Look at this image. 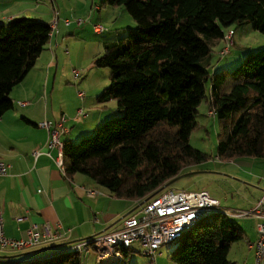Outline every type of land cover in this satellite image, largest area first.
Listing matches in <instances>:
<instances>
[{
	"label": "trees",
	"instance_id": "16d2710c",
	"mask_svg": "<svg viewBox=\"0 0 264 264\" xmlns=\"http://www.w3.org/2000/svg\"><path fill=\"white\" fill-rule=\"evenodd\" d=\"M100 6H123L137 23L94 59L95 66L110 69V83L97 100L115 99L122 115L105 120L91 136L64 142L68 177L87 175L114 196L141 202L166 190L185 167L209 158L190 144L208 90L220 125L217 158H264V48L233 70L210 74L202 64L212 52L210 42L235 23H252L264 34V0H101ZM51 35V24L38 18L0 21V116L14 106L12 89ZM232 218L207 214L178 240L170 259L238 264L228 254L245 232ZM130 252L122 249L123 263L137 264L129 262ZM0 264H82V254L68 247L32 261L0 258Z\"/></svg>",
	"mask_w": 264,
	"mask_h": 264
},
{
	"label": "crops",
	"instance_id": "0c3cea01",
	"mask_svg": "<svg viewBox=\"0 0 264 264\" xmlns=\"http://www.w3.org/2000/svg\"><path fill=\"white\" fill-rule=\"evenodd\" d=\"M100 2L101 0H66V12H64L58 0H50L51 6L47 14L49 19L42 16L37 18L50 23L54 18L53 6L56 5L55 7L60 11L56 27L58 33H52L35 66L12 89L10 97L14 106L0 116V159L9 164L8 174L0 177V201L5 234L15 239L26 238L34 225L42 226L45 223L60 227L63 232L62 238L55 241L43 240L33 249L22 251L0 249V258L6 261L19 263L48 257L63 251L74 242L114 230L120 227L125 216L134 212L140 202L114 196L108 188L99 185L87 175L77 173L70 178L64 174L56 160L58 149H51V155L46 153L48 132L38 125L43 120L56 121L65 116L67 118L65 124L70 128V132L63 134L61 140L75 143L85 137L84 135L93 134L105 119L110 117L108 115L117 112L115 99L105 103L97 100L103 88L110 83V72L104 70L100 76L97 71L91 72L93 68H97L94 59L104 52L105 44L125 36L135 27L136 21L123 6L101 7ZM5 4H0V21L9 22L13 18L27 16L22 13L6 15L8 8L3 7ZM25 5V8L29 7L26 3ZM82 7L92 16L98 11V20L108 25L107 33L97 40L88 38L84 31L85 24L89 20L95 22L90 19L92 18L89 17L90 15L85 18L86 22L81 26L65 24L64 17L66 19L75 15L76 9ZM98 20L96 23H101ZM93 22L91 25L94 34L102 35L95 33L96 23ZM125 22L127 26L124 24L118 26ZM72 26L74 29H71ZM81 27L83 29L78 35L84 43L74 56L67 57L63 46L71 39L70 36L75 35L76 28L81 29ZM210 43L212 52L202 60V64L210 74H213L225 69L218 58L225 41L221 38ZM78 58L81 60L76 61ZM77 63L86 73L79 70L78 76L75 73L74 76L78 79L82 75L83 80L74 82L68 78L65 80L66 72H70L67 69L68 65ZM210 87L211 82H209ZM79 91L85 92L84 98L79 96ZM20 101H26L27 104L22 106ZM208 104L209 98L207 106ZM79 108H83L88 116L77 121ZM210 111L211 108L208 106V117L215 121L217 116L210 114ZM200 114L199 111L197 119ZM35 149L43 151L37 159L32 154ZM214 161L218 164L227 163L224 169L227 173L240 175L241 172H245L251 177L247 178L249 181L264 187V158L243 157L225 162L215 158ZM202 164L193 165L190 168L192 173H198L197 170ZM244 167L245 171L242 170ZM258 185L253 187L262 192V188ZM89 189L98 190L100 194L90 197L87 193ZM257 203L253 204V207ZM20 216L23 219L19 220ZM252 219L257 222L255 218ZM252 237L249 236L251 251L245 263L254 261L252 244L257 240V229ZM92 251L84 258L87 259ZM118 264H124L123 260Z\"/></svg>",
	"mask_w": 264,
	"mask_h": 264
},
{
	"label": "built area",
	"instance_id": "2783aa9c",
	"mask_svg": "<svg viewBox=\"0 0 264 264\" xmlns=\"http://www.w3.org/2000/svg\"><path fill=\"white\" fill-rule=\"evenodd\" d=\"M54 18L50 22L52 33L57 27L60 11L53 6ZM67 26L75 24L81 26L86 19L81 17L73 20L64 19ZM102 23L94 24V31L102 34L107 31ZM235 30L228 28L224 31L223 40L225 45L219 51V58L229 54L235 46ZM76 76L79 71L74 70ZM79 96L84 98L85 92L79 91ZM20 105H26V101H20ZM210 114L216 115V111L211 109ZM88 113L79 108L76 120L80 121L87 117ZM67 118L62 116L59 120H43L38 123L48 132V141L46 144V153L51 155V149L57 148V163L66 174L64 164V142L61 140L63 134H68L70 128L66 126ZM42 149H35L33 156L37 159L42 154ZM9 164L0 159V177L8 174ZM90 197H96L100 194L98 190L89 189L87 191ZM264 198L259 201L255 207L250 210L226 209L221 205L219 199L213 197L208 191H190V190H169L166 189L157 195L150 197L148 200L140 201L133 213L124 217L120 227L97 234L91 238L74 242L69 249L88 255L90 251L97 252L98 264H118L122 259V249L133 250L135 245L141 248L142 253L150 258L151 264H156L157 256L162 253L160 250L163 246L178 241L183 234L192 229L203 217L215 211L223 212L233 218L252 217L257 220L256 229L258 233L257 240L252 244L254 248V261L252 263L242 264H264ZM23 219L22 216L18 218ZM63 232L60 227H54L49 223L42 226L34 225L28 232L26 238H10L5 234L3 208L0 201V249L22 251L33 249L43 240L55 241L62 238ZM111 251L117 260L111 263L101 262L105 253ZM122 261V260H121Z\"/></svg>",
	"mask_w": 264,
	"mask_h": 264
},
{
	"label": "rangeland",
	"instance_id": "374dc122",
	"mask_svg": "<svg viewBox=\"0 0 264 264\" xmlns=\"http://www.w3.org/2000/svg\"><path fill=\"white\" fill-rule=\"evenodd\" d=\"M55 1V0H54ZM61 3V10L66 12L65 3L66 0H58ZM3 7L8 8L6 15L9 14H26L27 17L37 18V16H42L45 19H49L47 16L50 9V0H0V4H4ZM25 3L29 5V7L25 8ZM56 6V5H55ZM1 8V5H0ZM54 8V7H53ZM56 8V7H55ZM57 9V8H56ZM59 10V9H58ZM54 11V10H53ZM30 15V16H29ZM90 15V16H89ZM36 16V17H34ZM72 16V17H71ZM67 18L69 19H77L81 17L82 19L86 17L90 18L93 21L87 22L83 27L84 31H86L87 37L91 39L97 40L98 37H102L107 33L104 31L102 35L97 36L93 32L92 22L96 23L98 20L99 14L98 11L95 14H89V11H86L84 7L76 9L75 15H71ZM128 18L131 17L128 15ZM41 19V18H40ZM65 19V17H64ZM88 19V18H87ZM1 20V19H0ZM53 20V19H52ZM50 20V22L52 21ZM132 20V19H131ZM103 25L108 28L107 24L104 21L98 20ZM97 21V22H98ZM124 22V21H123ZM92 24V25H91ZM127 26V23H120L118 26L123 25ZM137 25V23H136ZM135 25V27H136ZM83 27L76 28L75 35L70 36L68 43L64 44V52L67 54V57L74 56L80 47L83 45L84 40L78 35L79 31L83 29ZM134 27V28H135ZM235 29V41L236 44L232 48L231 52L226 56L220 58V64L224 66L225 69L233 70L237 66H239L245 57L249 54L256 53L257 51L264 48V34L254 29L252 23H235L232 26ZM133 28V27H132ZM71 29H74L72 26ZM226 28L225 30H227ZM54 34L58 33L56 29L53 31ZM96 35V36H95ZM220 55L218 54V58ZM70 59V58H68ZM81 60V58L76 59V61ZM96 67V66H95ZM67 69L70 72H66L65 80L68 78L69 80L80 81L82 79V75L80 78L76 79L74 76V70L83 71L84 74L86 71L82 70L78 63L68 65ZM110 72L109 68H93V72L97 71L98 76L102 75V71ZM101 71V72H100ZM109 85V84H108ZM209 98V90L207 92L206 98L200 105L199 111L201 114L198 117V126L192 131L190 136V144L207 153L209 158L207 161L203 162V164L198 168V173H192V169H190L193 165L187 166L182 170V173L172 181L166 188L169 190H174L175 192L178 190H190V191H200L205 190L208 191L213 197L220 200L221 205L228 209L234 210H250L253 207V204L259 202L264 195V187L253 184L252 181H249L247 178H251L247 173L241 172L240 175L235 173H227L224 169L227 165L218 164L214 161L217 158V145H218V134L220 132V125L217 118L215 121L213 118L208 117V106L207 100ZM122 113H113L108 116L109 118L120 116ZM107 120V119H105ZM92 133H88V135H84L85 137L91 136ZM80 140V139H79ZM79 140L75 141L78 142ZM225 162V161H224ZM249 168V167H248ZM190 169V170H189ZM250 169V168H249ZM243 171L246 168H242ZM192 173V174H191ZM259 186L262 188V192L253 186ZM140 203V202H139ZM139 205V204H138ZM212 215H209L205 218V220H211ZM233 219V218H232ZM244 232L245 237L239 241L232 243L230 247V251L228 257L231 261L236 262L238 264H242V262L247 260L249 256V251L251 248L249 247L250 240L249 236L255 234L256 231V223L252 217H241L234 218ZM178 244V241L172 242L168 245H165L161 248V254L159 253L157 256L156 264H178L170 259L169 252ZM253 251V250H252ZM97 252L93 250L91 254L86 258H84V254H82V264H98L97 263ZM129 262H134L137 264H151L150 258L145 256L141 248L138 245H135L132 252L129 254ZM245 263V262H244Z\"/></svg>",
	"mask_w": 264,
	"mask_h": 264
},
{
	"label": "bare ground",
	"instance_id": "6f19581e",
	"mask_svg": "<svg viewBox=\"0 0 264 264\" xmlns=\"http://www.w3.org/2000/svg\"><path fill=\"white\" fill-rule=\"evenodd\" d=\"M118 257L119 256H116V254H113L111 251H108L107 253L103 255L100 261L104 263H108V262L111 263L117 260Z\"/></svg>",
	"mask_w": 264,
	"mask_h": 264
},
{
	"label": "water",
	"instance_id": "95a60500",
	"mask_svg": "<svg viewBox=\"0 0 264 264\" xmlns=\"http://www.w3.org/2000/svg\"><path fill=\"white\" fill-rule=\"evenodd\" d=\"M174 180H175V179H174ZM174 180H172V181H174ZM172 181H170L169 183H167V184L165 185V187H167ZM158 192H159V191H158ZM152 196H153V195H152ZM152 196H151V197H152ZM149 198H150V197H149ZM149 198H148V199H149ZM148 199H146V200H148ZM121 260H122V259H120V261H121Z\"/></svg>",
	"mask_w": 264,
	"mask_h": 264
}]
</instances>
